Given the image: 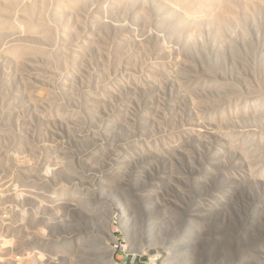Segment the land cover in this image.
Returning <instances> with one entry per match:
<instances>
[{"label":"rangeland","instance_id":"374dc122","mask_svg":"<svg viewBox=\"0 0 264 264\" xmlns=\"http://www.w3.org/2000/svg\"><path fill=\"white\" fill-rule=\"evenodd\" d=\"M263 68L264 0H0V264H264Z\"/></svg>","mask_w":264,"mask_h":264},{"label":"bare ground","instance_id":"6f19581e","mask_svg":"<svg viewBox=\"0 0 264 264\" xmlns=\"http://www.w3.org/2000/svg\"><path fill=\"white\" fill-rule=\"evenodd\" d=\"M181 1H183V0H181ZM183 3V2H182ZM181 3V4H182ZM186 4H188V3H186ZM191 6V5H190ZM186 8V7H185ZM189 9V8H188ZM33 17H34V15H32ZM31 19H32V17H31ZM34 19V18H33ZM33 21V20H32ZM222 21V20H221ZM40 23H42V22H40ZM46 26V25H45ZM49 26V25H48ZM223 26V25H222ZM225 26V25H224ZM50 27V26H49ZM49 27H47V28H44L45 30L47 29L48 30V32H49V30H51V28H49ZM49 28V29H48ZM43 29V30H44ZM44 30V31H45ZM244 31V30H243ZM242 31V32H243ZM46 32V31H45ZM47 32V33H48ZM51 32V31H50ZM182 33V32H181ZM245 33V32H244ZM183 34V33H182ZM181 34V35H182ZM185 36V35H184ZM178 38H180V37H178ZM234 40H236V38H233ZM238 39V38H237ZM47 40V39H46ZM163 40V39H162ZM176 40V39H175ZM222 40V39H221ZM243 40H244V42H241L240 41V43H243L244 45V47L245 48H247L251 53L252 52H258V46H256V45H258V43L256 44V42L255 41H253V39H250L249 37H247V36H244V38H243ZM231 41V40H230ZM191 42V41H190ZM235 42H236V44H235ZM165 43H167V42H165ZM192 43V42H191ZM191 43H189V45L191 44ZM194 43V42H193ZM206 43V42H205ZM237 43H238V41L236 40V41H234V42H226V43H224V50H230V54H231V56H232V59H231V61H232V64H235V65H233L231 68H230V70H231V73H233V74H231V75H234L235 76V73H234V71H236V68L235 69H233L234 67H238V69L239 70H241V72L243 71V70H245V69H247V68H249L248 67V65L247 64H252L253 66H256V61H255V56L253 57V56H251V53H249V55H247V57L246 56H244L245 58H243V59H241L242 58V56H241V58H240V55H239V52H238V50L237 49H235V45L237 46ZM161 44V43H160ZM163 44V43H162ZM195 44V43H194ZM222 44H223V42H222ZM221 44V45H222ZM193 45V44H192ZM198 45V44H197ZM155 46H157V45H155ZM195 46V45H194ZM207 46V45H206ZM220 46V45H219ZM158 47V46H157ZM162 47H163V45H162ZM190 48H191V46H189ZM196 47V46H195ZM158 48H161V47H158ZM189 48V49H190ZM197 48V47H196ZM187 49V48H186ZM202 49V48H201ZM223 49V48H222ZM158 50V49H157ZM185 50V49H184ZM196 50V49H195ZM194 50V51H195ZM223 50V51H224ZM237 50V51H236ZM161 51V50H160ZM172 51V50H171ZM190 51H191V49H190ZM198 51V50H197ZM186 52V51H185ZM195 53V52H194ZM242 55V54H241ZM254 55V54H253ZM217 56V55H216ZM206 57V56H205ZM218 57V56H217ZM217 57H214L215 59H217ZM243 60H245V61H243ZM246 62H248V63H246ZM188 63V62H187ZM261 64V63H260ZM187 65V64H186ZM258 65V64H257ZM260 66V65H259ZM261 66H262V64H261ZM227 68H229L228 66H227ZM252 69V68H251ZM264 69V68H263ZM253 70V69H252ZM255 71H256V69H255ZM254 71V72H255ZM257 72V71H256ZM237 75V74H236ZM239 77V76H238ZM259 77V76H258ZM256 80H260V79H258L257 77H256ZM260 81H264V80H260ZM260 81H257L258 82V88L260 89V90H262V91H264V84L262 85V82H260ZM228 85V84H227ZM227 85H226V87H227ZM228 86H230V85H228ZM248 86V85H247ZM221 87V86H220ZM220 87H213V91H211V92H216V94L217 95H219V90L221 89ZM231 87V86H230ZM250 87H252L250 84H249V88ZM220 88V89H219ZM222 97V95H220V98ZM164 99H166V97L164 98ZM253 99V98H252ZM222 100H224V102H226L227 100H230V97L229 96H225V97H222ZM250 101V100H249ZM254 101V100H253ZM254 104V103H253ZM252 104V105H253ZM247 106H250L249 105V102L246 104ZM247 106H245V107H247ZM241 112V111H240ZM247 116V114L246 113H244V114H239V116ZM252 115H255V123L259 126V127H261V128H264V103L263 102H258L256 105H255V107H254V114H252ZM237 125L236 126H238V127H241V128H246V127H251V123H248V124H245V123H242V124H239V123H236ZM253 124V123H252ZM234 125V124H233ZM238 133H239V136H240V141H238V140H234V144H232L233 146H232V149H236V148H240V150L245 154V156H246V158H248V157H251V156H253V157H255V158H257V159H263L264 158V151L261 149V147H264V129L263 130H261V131H259L258 133H257V131L256 130H247V131H244V130H240V131H238ZM243 134H245L246 136H247V138L245 139V140H242V136H243ZM207 141V140H206ZM242 141V142H241ZM208 143L209 144H212V143H214V142H211V141H208ZM242 145L243 146H245V147H242ZM244 148H246V149H244ZM231 149V150H232ZM255 149V150H254ZM259 149V150H258ZM236 152H239L238 150L236 151ZM252 158V157H251ZM228 161H230V159L228 160ZM227 177H229V178H231V177H234V176H232V175H230V174H225Z\"/></svg>","mask_w":264,"mask_h":264}]
</instances>
